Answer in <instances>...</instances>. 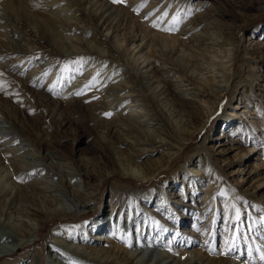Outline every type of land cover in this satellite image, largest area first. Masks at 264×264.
I'll list each match as a JSON object with an SVG mask.
<instances>
[{
  "label": "bare ground",
  "instance_id": "bare-ground-1",
  "mask_svg": "<svg viewBox=\"0 0 264 264\" xmlns=\"http://www.w3.org/2000/svg\"><path fill=\"white\" fill-rule=\"evenodd\" d=\"M64 1L54 0L52 4H48L47 0H0V83H2L0 90L7 95L9 104L8 108L0 107V116L7 118L9 121L5 120V122L15 127L11 129L10 126L3 125L0 121V139H2V143H0V178L7 176L5 183H2L0 179V219L3 218L4 221V226H1L3 222L0 224V264H90L85 259L98 264H149L147 263L149 260H151L150 264H247L239 261L235 256L215 257L208 252L209 250L202 247L175 254L166 247L170 241L173 242V239L170 238L168 243H165V238L161 235L164 227L159 228L161 225L158 227V224L162 221L170 223L173 218L179 220L182 215L181 213L170 212L168 200L177 195L181 197L180 202L183 199L194 202V196L190 197L194 192L193 184L192 188H188L189 190L177 188L176 192L174 190L167 192L163 187L165 183L151 190L148 188V191L142 187L143 191L137 186L132 188L125 186V190L118 188L119 194L116 197L111 196L112 210L118 206L121 211L123 209L128 210L126 212L127 217L133 214L127 222L134 234H132L133 240L126 247L120 245L109 247L108 241L113 240H108V236H101L100 239L103 240L100 241L99 245L93 246L84 245V243L79 245L67 240L70 238L73 241L77 237V240L84 241L85 237L82 233L87 232L91 235L97 228L94 225L90 228L85 224L81 225V223L75 224V226L67 223H69V219H76L83 215L82 212L94 209L93 203L96 202L99 190L98 183L101 180L96 181V174L92 172L96 170L97 162H88L92 169L83 168L81 162L74 164L72 157L69 159L54 150L46 149L42 153L41 148H31V146H36V143L26 136L27 131L24 125L18 124L14 116L16 106L20 110L28 108V104L25 105V102L27 101L26 98L33 92L31 86L33 79L31 77L33 75L38 78L45 77L50 71L49 82L53 78H56L57 82H61L63 77L74 75L67 78L71 80L69 88L64 92V97L54 100V111L61 105L78 107L85 103L90 113L88 119H84L86 117L83 118L80 114L72 113L66 118L60 117L61 121H80L83 124L81 126H90V128L96 129V133L101 139L96 144V148L103 152L107 149L113 151V155L110 157L111 161L114 160L113 171L106 170L104 172L106 177L116 174L123 178H140L141 182L148 183L159 177L157 173L162 170L159 169L161 165L154 168L155 163H164L166 155L169 154L167 155L168 162L172 159L173 154L171 152L164 153L163 157L150 162L139 161L145 156L151 157L153 154L163 152L164 148L183 150L186 144L196 138L195 135L207 124L212 109V107L209 109L205 106L208 103L205 100L206 96L211 97L214 93H220L226 87V85H221V82H229L231 77L233 81L237 75L236 72L232 71L234 68L232 65L237 62L239 48L236 41L228 42L223 38L221 39L223 34L230 39L233 34V31H226L219 26L217 17L223 12L221 10H214L213 21L203 27V33L198 32L188 36L204 22L209 21L208 16L203 12L184 20L186 22L182 23V36L186 38L185 41L172 34L169 29L160 27L157 21L159 16L164 15V18H170L173 21L178 18V6L180 5L178 2L180 0H166L165 4L158 9L156 6L160 15L154 24L159 26V31L157 29L156 31L153 29L149 31L148 27L145 26L139 30L137 25L140 24L131 26L130 18H141V16L135 17L134 7L131 5L117 6L110 3L109 0H67L72 4L76 1L90 4L88 17L83 21L90 23V29L97 30L100 33V38L96 42L84 41L79 34L81 32L80 25L61 18L59 10H64L63 8L54 9V2L63 3ZM154 1L160 4L163 0H152L149 5L153 4ZM228 2L232 3L239 13V7L246 5V0H228ZM180 3L182 4V2ZM166 4L171 6L170 13L162 12ZM48 6H51L52 10H47ZM65 10L74 13L75 18L77 13L81 11L77 7L74 9L65 7ZM185 10H182L183 16L188 15ZM50 12L57 14L52 16ZM242 21L240 20L239 30L243 29ZM122 22H125L126 30L131 29V27L132 30L120 39L117 30L121 29L120 24ZM168 26L169 22L165 27ZM110 29L113 32L111 36L108 34ZM105 31L107 32L105 33ZM123 41L126 42L127 46L122 49ZM146 44L148 50H146L147 47L145 48ZM255 45L260 49L263 48V45L260 44H252V47ZM139 47L140 49L135 51ZM251 49L255 50V48ZM258 53L264 55L263 50L258 51ZM147 61L149 62L145 64ZM75 62H77L76 65ZM89 63L94 65L93 68L90 67L91 65L89 66ZM166 64L172 65V72L163 70L162 65ZM26 65L30 68L29 74L24 79L18 78L15 71L18 73L20 70L18 71L17 68H23ZM116 65L126 66L129 71L121 75L124 80L114 85L108 82L110 86H107L114 97L119 95V90H124V97H121L120 100L124 98L126 100L127 96L133 98L127 107L129 111H134L129 112L126 116H123L122 112L112 114L111 107L116 106V101H112L111 105L107 102V96L103 92L100 94L98 92L97 101L86 103L85 101L91 99L96 92L95 90L87 89L88 94L83 97V94L79 93L80 89H71L75 85L81 88V86L85 85L86 87L88 84H90L89 87L94 85L97 87L96 89H100L99 84L104 86L107 81L111 80L107 74L110 68L113 66L116 68ZM151 67L152 70H149ZM102 68L104 73L98 72ZM209 68L216 74V78L219 79L220 76H223L222 78L227 81L215 79L212 82L213 85L210 83L211 87L208 89L191 88L195 87L191 86L192 82L203 84L204 71ZM81 69L83 71L79 73ZM226 73L229 74L228 77ZM170 77H175V79L172 80ZM125 80H136V83L127 85L123 83ZM16 86L20 87L21 93L16 91ZM176 86H178V92L174 91ZM185 92L191 94V98L182 94ZM37 95L42 105L50 100H47L48 97L43 93L42 95L37 93ZM182 100L188 101V103L183 104ZM190 102L196 103V106H192L189 104ZM49 103L48 101V105ZM205 110H207V114H205ZM108 111L111 113L109 119L99 118ZM141 113L143 119L139 122L137 117ZM251 114L253 115V113ZM58 115L60 116V113ZM256 115L261 118V114L257 113ZM262 120H264V116ZM6 128L8 130H5ZM116 135L122 137L111 140V137ZM207 139L208 136H205L201 144L196 145L195 152L201 147L204 149L203 143ZM172 140H176L179 146L173 145ZM238 141L241 142V140ZM123 142L128 143L129 147L125 149L126 151L114 145ZM255 147H249L247 153L244 150L241 157L251 153ZM207 152L209 153V151ZM218 153H223V149ZM55 159L57 161H54ZM66 159L71 161L74 166L70 167L69 164L62 162ZM47 160H51V162L48 163ZM208 161L215 165L216 162L214 161H219V158L213 159L211 154L206 157L198 156L189 160L190 163L187 162V164H193L198 174L208 175V177L209 175H216L220 182L225 183V171L230 169V164H226L228 166L222 171L224 174L222 176L215 172ZM125 165L128 168L140 167L143 171V174L140 175H145L143 178H147V180L142 179V176L129 173L128 169H124ZM7 168L9 170H6L7 173L4 175ZM102 169L100 168L99 171ZM253 169L248 176L242 177L241 181H236L234 190L241 192L243 185L250 183L255 188L254 200H260L256 209L264 208V161L261 164L255 163ZM243 171L240 169L232 170L229 174H231L230 176L236 173L243 174ZM21 174H26V176L30 174L29 180L26 181V177H24L22 182H19ZM40 174H45L44 178H47V181H41V178L37 177ZM78 176L84 177V180H80ZM90 179L93 180L92 183H90ZM41 183H43L42 186ZM257 190L259 193L263 192L262 199H259L255 194ZM121 193L124 199L119 198ZM211 194H213L212 191H206V196L203 197L202 209L205 211L211 209L212 204H218L215 203V199H211L212 196L208 199ZM227 200H225L226 203H229ZM254 205H256L255 202ZM249 210L251 212V209ZM251 213L254 214V210ZM216 215L209 213V219L211 217L216 219ZM100 216L93 223L101 224L99 226L101 231L111 230V215L103 218ZM26 218L35 222L29 223ZM154 219L161 221L156 222L153 221ZM243 219L240 217L241 221ZM57 220L65 221V224L56 225ZM142 220L147 221L146 228L139 225ZM49 222L56 226L52 229L51 238L45 245L43 244L45 237L41 236L40 232L46 230ZM139 226L140 232H137ZM72 229L79 232L78 236L69 232ZM143 230L144 236L142 237ZM174 230L176 231L177 228ZM63 231L68 234L61 239L57 235ZM224 231L228 233L229 229ZM136 232L139 234L137 235ZM147 232H152L153 236L150 238L147 236ZM209 233L210 231H207L206 236L203 237L204 240ZM180 239L181 237L178 240ZM230 241L231 243L234 242L233 235L230 236ZM40 243L42 245L38 246ZM159 243L164 244L165 247ZM128 245L130 247L133 245L134 250L128 249ZM73 247L77 249L82 247L84 251L82 253L81 251L77 252ZM236 249L238 255L241 254L240 242ZM253 251L252 249L251 255H254ZM255 253L261 256L259 250ZM73 255L82 257L76 258Z\"/></svg>",
  "mask_w": 264,
  "mask_h": 264
},
{
  "label": "rangeland",
  "instance_id": "rangeland-1",
  "mask_svg": "<svg viewBox=\"0 0 264 264\" xmlns=\"http://www.w3.org/2000/svg\"><path fill=\"white\" fill-rule=\"evenodd\" d=\"M52 1L54 0H47L48 4H52ZM109 1L110 3H113L117 6L131 5L134 7L135 17L141 16V18H130L129 22L131 26L140 24L137 25L139 27V30L141 28L148 27L149 31H151L152 29L155 31L157 29L159 31V26L164 27L169 29L172 34L180 37L183 41H185L184 39H186L182 36V23L186 22L184 20H187L190 16H196L199 12H203L208 16L207 18L209 19V21L204 22V24L199 26L197 30L188 35L191 36L192 34L198 32L203 33V27L206 26L207 23L213 21L212 17L214 16L215 9L223 11L221 14H218V17L216 15L219 21V26L226 31H233V34L231 36V39L228 38L225 34L221 35L222 37L219 35V37H221V39L223 38L224 40H227L228 42L236 41L238 45L239 53L237 56V62L232 65V67H234L232 71L236 72L237 75L234 77L233 81L231 77V80L229 82H221V85H226V87L220 93H214L211 97L206 96L205 100H207L208 103L205 104V106H207V108L209 109L212 107L208 122L195 135L196 138H193L192 141L186 144V147L183 150L178 148L174 150L172 148H164L163 152L159 154H153V156L151 157L145 156L142 160L139 161L150 162L152 160H158L168 152H171L173 154H171L172 159L170 161L167 162V155H169L167 154L164 163H155L154 168H157L158 165H161L159 169L162 170L159 173H157L156 170L155 172L159 175V177L152 181L149 180L150 182L148 183L141 182L140 178H123L122 176L116 174L110 177H106L104 175V172H106V170L113 171L112 166L114 160L111 161L110 159V157H112L113 155V151L111 149H107L105 150V152H103L99 148H96V144L101 141L99 135L96 133V129L90 128V126H81L83 124L80 123V121H61L60 117L66 118V116H70V114L72 113L78 115L80 114L81 117H86L84 119H88L90 113L85 103L78 107H68L61 105L54 111V100L62 99L64 97V92L67 90V88H69L71 80L67 78H71L74 75L63 77L60 80L61 82H57L56 78H53L52 81L50 80L49 82V78L51 77L50 71L47 72L45 77L42 76L38 78L36 75H33L31 77L33 79V84L31 85L33 87V92L28 96V98H26L27 101L25 102V105L26 103L28 104V108L22 109L23 111L20 110L17 106L14 108V116L17 119L18 124L24 125L27 131L26 136L36 143V146H31V148H41L42 153L46 149L54 150L56 153L62 154L64 157H67L69 159L72 157L74 164H78L79 162H81L83 168H91V165L88 164L89 161L97 162L96 170H93L92 172L96 174V181L101 180L98 183V196L96 200L94 199L96 202L93 203L95 206L94 209L92 211L82 212L83 215L78 216L76 219H69V223H67L73 226H75V224L81 223V225L85 224V226L90 228L94 225L97 228L93 231V233H91V235H89L87 232L82 233L83 237H85L84 241L77 240V237L73 241L70 240V238H67V240L79 245H82L84 243V245L93 246L96 244L99 245L100 241L103 240L100 239L101 236H108V240H113L108 241L109 247H115L116 245L126 247V245L133 240L132 237L134 234L131 228L128 227L127 223L128 220L131 219V216L133 214H130L129 217H127L126 212L128 210L123 209L121 211V209H118V206L117 208H114L112 210L111 196L116 197L119 194V189L125 190V186H130L131 188L137 186V188L139 189L144 187L148 191V188L149 190H151L154 187H158L161 184L165 183L163 187L167 192H173V190L174 192H176L177 188H184L189 190L188 188H192V186L194 185V192L190 195V197L192 195L194 196V202L189 201L188 199H185V201L183 199L180 202L179 200L181 199V197L177 195L174 198L172 197L168 200L169 202L167 204L169 205L168 207H170V212L172 211L173 213L177 214L181 213L182 215L180 216L181 218L179 220H174L173 218V221L171 220L170 223L162 221L160 224H158V227L161 225V227L159 228L164 227V234L162 233L161 235L165 238V243H168L170 238L173 239V242L170 241V244L168 243L166 247L170 249V251L174 254L178 252L185 253V251L195 250L202 247L203 249L209 250L208 252H210V254L212 255H215V257L235 256L236 259L246 262L247 264H264V208L256 209V207H258L259 205L258 203L260 202V200H254L253 193L255 192V188L250 183H245L241 192L234 190L236 181H241L242 177L248 176L249 173L254 170L253 168L255 163L261 164L264 161V120H262V117L264 116V55H260L258 53V51H264V0H246V5L241 8L239 7L240 13L235 10L236 7L232 3L228 2V0H180L182 4L178 2L180 4L178 6L179 14L178 18L174 19V21L170 18H164V15H161V17L159 16L158 19V15L160 14L159 10L157 9L160 6L164 5L166 0H163L160 4H157V1H154V3L151 5L149 4L152 0ZM57 3L58 2H54V9H64L59 10L61 18L73 21L74 23L80 25L81 32L79 34L82 36L84 41L86 40L96 42L97 39L100 38V33L97 30H91L90 23L83 21L88 17L90 4H88L87 2L85 4L80 3L79 1H76L74 4H72L67 0H65L63 3ZM65 7L71 9L77 7L79 10L81 9V11H79L80 13H77V17L75 18L74 13L65 10ZM163 9L164 10H162V12L170 13L171 6L169 4H166ZM183 9H186L185 11L188 12V15L183 16ZM47 10H52V7L48 6ZM50 14L52 16H55L57 13L50 12ZM156 19H158L157 21L159 26H157V24H154ZM240 20H243V29L241 30L238 29L241 23ZM139 21L140 23H137ZM168 22L169 26L165 27ZM120 28L121 29L117 30L120 39H122L125 34L128 35L129 31L132 30V27L131 29L126 30L125 22H122V24H120ZM106 32L107 31H105V33ZM112 33L113 32L110 29L108 31L109 36H111ZM252 44L263 45V48L260 49L256 45L252 47ZM126 46V42L123 41L122 49ZM146 47L147 44L145 45V48ZM251 48H255V50H252ZM139 49L140 47L135 51H138ZM248 49H250V51H248ZM146 50H148V47L146 48ZM148 62L149 61H147L145 64H147ZM76 64L77 62H75V65ZM90 65L91 64L89 63V66ZM93 66L94 65L92 64L90 67L93 68ZM162 68L165 71L169 70L170 72H172L173 67L171 64H166L162 65ZM17 69L18 71H20L18 73L15 71V73L16 76L20 79H24L30 72V68H28L27 65L23 68L18 67ZM149 70H152V67L149 68ZM211 70L212 69L209 68L204 71L203 84L192 82L191 86L195 87L191 88L208 89V87H211L210 83L212 84L215 79L227 81L222 78L223 76H220L221 78L219 77V79L216 78V74ZM82 71L83 69H81L79 73H81ZM128 71L129 70L126 66H117L116 68L114 66L111 67L109 73L107 74L108 77L111 78V80L107 81L104 86L103 84L96 83L100 85V89H96L97 87L94 85L89 87L90 84H88L86 87L85 85H83L81 86V88H79L77 85H75V87L70 88L80 89L79 93L83 94V97L87 96V89L95 90L96 92L94 91L95 93L93 94L91 99L85 101L86 103L97 101L99 96L96 95L98 94V92L99 94L100 92H103L105 93L104 95L107 96V102H109L111 105L112 101H116V106L111 107L112 114L122 112V115L126 116V114H128L129 112L132 113L134 111H129L127 107L129 103L132 102L131 100L133 98L127 96L126 100L125 98L123 100H120L121 97H124V90H119V92H121H118L119 95L115 97L112 96L110 90H108V86H110L108 82L112 83V85L117 84V82L124 80V77H122L121 75ZM98 72L104 73V69H99ZM226 76L228 77L229 74L226 73ZM170 78L172 80L175 79V77ZM123 83L132 85L136 83V80H125V82ZM1 85L2 83H0V86ZM177 87L178 86L174 87V91L178 92L179 89ZM15 89L17 92L19 91L21 93V89L19 86H16ZM129 90L130 89L128 88V91ZM37 93H39L40 95H42V93L45 94L48 97L47 100L50 99L48 100L50 102L49 105L48 101L45 105H42L39 101L40 99ZM182 94H185L184 96L187 98H191V94L187 92ZM197 94L199 93L197 92ZM6 96L7 95L3 94V91L0 90L1 108L9 107L7 100L8 97ZM182 103L186 104L188 103V101L182 100ZM189 104H191L192 106H196V103L190 102ZM114 107L115 109H113ZM199 110H201V108H199ZM204 112L205 114H207V110H205ZM58 113H60V116H57ZM108 113H110V111H108ZM250 113H253V115H250ZM257 113L261 114V118L256 115ZM142 115L143 114L141 113V115L137 117V120L139 122L143 119ZM0 118V121L3 123V125L10 126L11 129L15 128L12 124L9 123L8 125V122H5V120L9 121L7 118H4L2 116H0ZM99 118L109 119L110 116H106L104 114L103 117L101 115V117L99 116ZM74 121L78 123H75ZM91 124L92 123H90V125ZM5 130L8 129L6 128ZM205 136H208V139L203 143L204 149H202L201 147L200 150L195 152L196 145L201 144ZM209 136L211 137L209 138ZM121 137L122 136L116 135L111 137V140H115L118 138L120 139ZM238 140H241V142ZM0 143H2V139H0ZM172 144L176 147L179 146L176 140H172ZM114 145L122 148L123 150L129 147L128 143L124 142ZM251 146L256 147L252 150L251 153L246 154L247 156L245 155L241 157L242 153H244V150L247 153L249 147ZM222 149L223 153H218ZM207 151H209V153ZM206 154H211L213 159L219 158V161H214L216 162L215 165H212L211 161H208V163L215 169L216 173H220V175L222 176L224 175L222 171H224L227 168L226 166H228L226 164H230V169L228 171H225V183L220 182V180L217 179L216 175H209L208 177V175L198 174V171L194 169L193 164H187L189 160H193L198 156L206 157ZM54 161L57 160L55 159ZM240 161H242V163H240ZM47 162L50 163L51 160H47ZM62 162L69 164L70 167L74 166L73 163L67 159L63 160ZM125 167L124 169H128L129 173H134L135 175L142 176V179H144L145 181L147 180V178H143L145 177V175H140L143 174V171L140 167L128 168V166L126 165ZM100 168L103 169L99 171ZM238 169H240L241 171L244 170L243 174L236 173L230 176L231 174L229 173L232 170ZM6 170L8 171L9 169H5L4 175L7 173ZM40 171L42 172V170ZM28 175L26 176V174H21L19 177V182H22V178L24 177H26V181L29 180L30 174ZM44 175L45 174H40L37 177L41 178V181L45 182L47 181V178H44ZM6 178L7 176L5 178L3 176L2 178H0L2 183H5ZM78 178L80 180H84V177L78 176ZM92 182L93 180L90 181V183ZM42 185L43 183H41V186ZM120 186H123L124 188ZM142 190L144 191L143 188ZM206 191L213 192V194L208 196V199H210L212 196L211 199H215V203L218 204H212L211 209L209 208L205 211L202 209V201L203 197L206 196ZM262 193L263 192L259 193V191L257 190L255 194L257 195V197H259V199H262ZM119 198L124 199L122 193L120 194ZM228 198L229 200H227ZM225 200H227L229 203H226ZM163 202L165 203V200H163ZM254 202L256 203V205H254ZM249 209H251V212L252 210H254V214H252ZM209 213H214L215 215L217 214L216 219H212V217L211 219H209ZM261 213L263 215H260ZM110 215L111 230L109 231H101L99 230V226L101 224L96 225L93 223L98 216L103 218ZM240 217L242 219L244 218L243 221L240 220ZM26 219L28 220V218ZM126 219L127 221H124ZM28 221L29 223L35 222L31 220ZM153 221L159 222L161 220L154 219ZM0 224L1 226L4 224L3 218L0 219ZM55 224L61 226L65 224V221L57 220ZM146 224L147 221L144 222V220H142V222H139V225H143L144 228H146ZM56 225H54L52 222H49L46 230L40 232V234H42L41 236L45 237V241L43 242V244H47L48 240L51 238L52 229ZM174 227L177 228L176 231L174 230ZM225 229H229L228 233L224 231ZM65 231L61 232V234H58L57 236L61 239L65 238L66 234H68ZM207 231H210V233L204 240L203 237L206 236ZM69 232L76 234V236H78L79 233L78 231H73V229ZM137 232H140V226ZM138 234L139 233H137V235ZM141 234H143V237L144 230ZM231 235H233L234 237L233 243H231L230 241ZM147 236H150L151 238L153 236L152 232H147ZM135 237L138 239L137 236ZM180 237L181 239L178 240ZM239 242L241 244L242 251L241 254L238 255L236 246L239 244ZM41 245L42 243L38 244V246ZM159 245L165 247L164 244L159 243ZM134 246L132 245L130 247V245H128L127 248L130 250H134ZM74 249L77 250V252L81 251V253L82 251H84L82 250V247L81 249ZM252 249L254 250V255H251ZM257 250H259L261 256L258 253H255L257 252ZM229 252L232 253L229 255ZM73 256L76 258L82 257L75 255ZM85 260L90 264H98L89 262V260L87 259ZM147 263L150 264L151 260H149Z\"/></svg>",
  "mask_w": 264,
  "mask_h": 264
},
{
  "label": "snow or ice",
  "instance_id": "snow-or-ice-1",
  "mask_svg": "<svg viewBox=\"0 0 264 264\" xmlns=\"http://www.w3.org/2000/svg\"><path fill=\"white\" fill-rule=\"evenodd\" d=\"M105 115H106V116H110V115H111V113H105Z\"/></svg>",
  "mask_w": 264,
  "mask_h": 264
}]
</instances>
